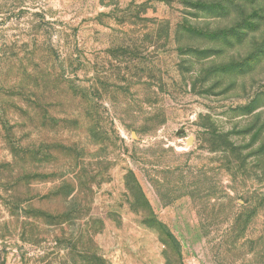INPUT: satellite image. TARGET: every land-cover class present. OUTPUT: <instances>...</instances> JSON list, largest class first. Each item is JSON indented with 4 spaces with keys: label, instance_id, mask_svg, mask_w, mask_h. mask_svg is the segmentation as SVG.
I'll use <instances>...</instances> for the list:
<instances>
[{
    "label": "rangeland",
    "instance_id": "1",
    "mask_svg": "<svg viewBox=\"0 0 264 264\" xmlns=\"http://www.w3.org/2000/svg\"><path fill=\"white\" fill-rule=\"evenodd\" d=\"M0 264H264V0H0Z\"/></svg>",
    "mask_w": 264,
    "mask_h": 264
},
{
    "label": "trees",
    "instance_id": "2",
    "mask_svg": "<svg viewBox=\"0 0 264 264\" xmlns=\"http://www.w3.org/2000/svg\"><path fill=\"white\" fill-rule=\"evenodd\" d=\"M127 177L128 178L131 177V174H128ZM129 189L132 190V187H130ZM134 191L139 193V190L137 188H135ZM149 223H151V225H157L155 222H154V224H152V220H149ZM158 229L160 230L159 232L161 233V235H163V237H167L169 240H171V243H173V247H175V249L178 250L179 249V243L176 240V238L174 237V235L171 234L168 230L161 228L160 226H158Z\"/></svg>",
    "mask_w": 264,
    "mask_h": 264
}]
</instances>
